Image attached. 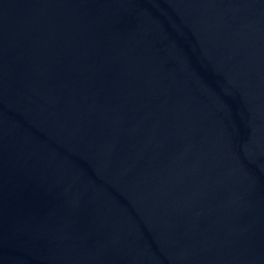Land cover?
<instances>
[{
	"label": "water",
	"instance_id": "obj_1",
	"mask_svg": "<svg viewBox=\"0 0 264 264\" xmlns=\"http://www.w3.org/2000/svg\"><path fill=\"white\" fill-rule=\"evenodd\" d=\"M0 264H264V0H0Z\"/></svg>",
	"mask_w": 264,
	"mask_h": 264
}]
</instances>
